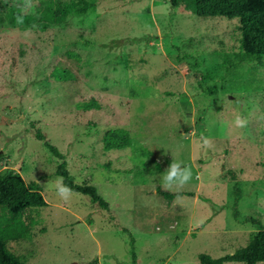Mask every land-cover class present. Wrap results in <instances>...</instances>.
<instances>
[{
  "label": "rangeland",
  "instance_id": "374dc122",
  "mask_svg": "<svg viewBox=\"0 0 264 264\" xmlns=\"http://www.w3.org/2000/svg\"><path fill=\"white\" fill-rule=\"evenodd\" d=\"M52 1L0 0V172L36 183L47 203L31 210L32 237L8 250L22 264H201L200 254L251 244L264 229V59L237 61L239 18L199 17L171 0H89L61 24L13 23ZM56 67L71 80L52 79ZM83 99L104 108L77 109ZM116 128L132 143L105 151ZM35 129L108 210L45 187L61 159ZM171 160L192 176L168 189L159 174Z\"/></svg>",
  "mask_w": 264,
  "mask_h": 264
},
{
  "label": "trees",
  "instance_id": "16d2710c",
  "mask_svg": "<svg viewBox=\"0 0 264 264\" xmlns=\"http://www.w3.org/2000/svg\"><path fill=\"white\" fill-rule=\"evenodd\" d=\"M184 3L185 8L199 17H233L239 18L237 25V40L239 53L236 55L239 63H261L264 59V0H171L172 8ZM89 0H59L49 2L42 12L35 15L18 14L13 23L17 26L32 25L40 18L39 25L48 27L50 24H61L70 15L81 16L90 9ZM15 14V13H14ZM20 18L21 22H18ZM2 18L0 17V23ZM71 56L80 60V56ZM50 77L60 82L71 80L69 71L56 67ZM76 108L84 112L101 110L104 106L94 99H83L75 103ZM37 140L43 141L50 152L61 159L57 174L63 177V183L72 191L86 195L94 204L109 209L108 202L99 194L97 188L87 183H77L67 168L64 155L46 140L45 134L35 129ZM105 151L120 150L132 143L130 131L124 128L108 130L103 136ZM166 199H173L179 194H171L159 190ZM239 196L237 195V200ZM47 206L36 183L27 184L23 177L13 169L7 168L0 172V264H22L7 248L8 242L30 238L34 228L40 223L32 215V209ZM133 251V249H132ZM133 254H135L133 252ZM201 264H262L264 263V229L259 231L253 242L232 254L214 258L208 254H200Z\"/></svg>",
  "mask_w": 264,
  "mask_h": 264
},
{
  "label": "clouds",
  "instance_id": "9594fccd",
  "mask_svg": "<svg viewBox=\"0 0 264 264\" xmlns=\"http://www.w3.org/2000/svg\"><path fill=\"white\" fill-rule=\"evenodd\" d=\"M18 22L20 18H18ZM237 125L243 123L238 117L236 119ZM183 165V166H182ZM160 183L164 188H172L174 185L180 187L188 182L192 176V172L187 164L179 160H171L168 166L160 174ZM45 187L54 189L62 199H67L70 189L63 183V177H57L55 182L45 184Z\"/></svg>",
  "mask_w": 264,
  "mask_h": 264
}]
</instances>
